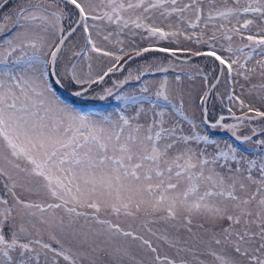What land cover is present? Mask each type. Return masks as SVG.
<instances>
[{
    "label": "snow or ice",
    "instance_id": "obj_1",
    "mask_svg": "<svg viewBox=\"0 0 264 264\" xmlns=\"http://www.w3.org/2000/svg\"><path fill=\"white\" fill-rule=\"evenodd\" d=\"M0 264H264V0H0Z\"/></svg>",
    "mask_w": 264,
    "mask_h": 264
},
{
    "label": "rangeland",
    "instance_id": "obj_2",
    "mask_svg": "<svg viewBox=\"0 0 264 264\" xmlns=\"http://www.w3.org/2000/svg\"><path fill=\"white\" fill-rule=\"evenodd\" d=\"M125 39H126V37H125ZM194 62L199 63V60H196V61H194ZM238 90H239V89H238Z\"/></svg>",
    "mask_w": 264,
    "mask_h": 264
}]
</instances>
